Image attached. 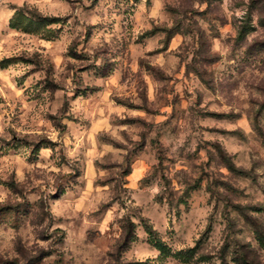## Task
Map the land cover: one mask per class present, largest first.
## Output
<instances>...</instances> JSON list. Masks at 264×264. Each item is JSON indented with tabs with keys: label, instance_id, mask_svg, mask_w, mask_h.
I'll use <instances>...</instances> for the list:
<instances>
[{
	"label": "rangeland",
	"instance_id": "1",
	"mask_svg": "<svg viewBox=\"0 0 264 264\" xmlns=\"http://www.w3.org/2000/svg\"><path fill=\"white\" fill-rule=\"evenodd\" d=\"M127 222L119 261L264 264V0H0V264Z\"/></svg>",
	"mask_w": 264,
	"mask_h": 264
},
{
	"label": "trees",
	"instance_id": "2",
	"mask_svg": "<svg viewBox=\"0 0 264 264\" xmlns=\"http://www.w3.org/2000/svg\"><path fill=\"white\" fill-rule=\"evenodd\" d=\"M47 18H52L54 16H45ZM130 169L129 164H127L123 170V172H127ZM9 184L11 186H15V182L13 180H9ZM130 223H126L124 226V231L122 233V236L116 241L115 246H114V250L110 253L111 255V261L108 264H133V261L127 260V261H119L118 260V252L121 251L123 249V247H125V245L127 244V242L130 239V235H131V230L129 229ZM146 229H149L150 225L145 224ZM43 252L40 254H34L31 255V257H29V259L23 261L21 264H33L35 263V261H37V259L41 256H43Z\"/></svg>",
	"mask_w": 264,
	"mask_h": 264
}]
</instances>
